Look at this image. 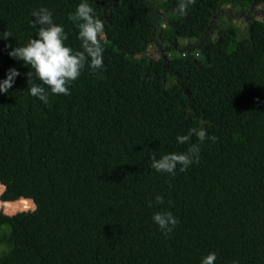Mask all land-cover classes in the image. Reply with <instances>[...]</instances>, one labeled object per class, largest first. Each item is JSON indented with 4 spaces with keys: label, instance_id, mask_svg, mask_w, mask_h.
Segmentation results:
<instances>
[{
    "label": "trees",
    "instance_id": "16d2710c",
    "mask_svg": "<svg viewBox=\"0 0 264 264\" xmlns=\"http://www.w3.org/2000/svg\"><path fill=\"white\" fill-rule=\"evenodd\" d=\"M78 2L0 0V34L12 36L0 40V78L20 73L0 94V264H200L208 252L215 264H264V14L242 38L231 23L204 38L223 6L264 0H90L103 66L85 64L67 95L42 102L5 45L34 35L30 14L43 6L79 49L67 18ZM154 37L179 57L147 53ZM193 127L215 141L178 144ZM191 143L199 160L184 171L149 167ZM21 198L35 210L2 211L29 209L10 203ZM161 208L178 219L167 234L151 220Z\"/></svg>",
    "mask_w": 264,
    "mask_h": 264
},
{
    "label": "clouds",
    "instance_id": "9594fccd",
    "mask_svg": "<svg viewBox=\"0 0 264 264\" xmlns=\"http://www.w3.org/2000/svg\"><path fill=\"white\" fill-rule=\"evenodd\" d=\"M185 7L184 2L178 5L181 14ZM30 17L32 19L29 20V25L34 30V35L29 36L26 43L5 45L8 49L7 55L14 60L22 61L29 69L25 73L29 95L46 103L49 94L67 95L68 85L79 77L85 64L91 71L102 68L104 49L99 37L103 34L104 21L95 15L90 0H79L74 10L67 14L68 20L78 29L79 49H73L65 43L68 33L64 30V25L54 22L50 9L41 6L32 10ZM8 37H12L8 31L0 34V40H6ZM19 75L18 69L8 68L4 77L0 78V94L8 93ZM191 135L200 143L206 138L210 141L216 139L215 136L206 137L204 127H193L188 129L187 134H177L176 142L185 143L189 141ZM199 152V145L191 143L184 152H164L158 158L155 155L150 156L149 167L156 172L174 176L177 169L182 172L190 164L198 162ZM154 200L157 205L164 204V197L161 194H156ZM149 206H152L151 202ZM151 220L163 234L170 233L178 223L177 217L167 208L154 211ZM215 261L216 253L208 252L201 257L200 264H215ZM232 264L238 262L232 261Z\"/></svg>",
    "mask_w": 264,
    "mask_h": 264
},
{
    "label": "rangeland",
    "instance_id": "374dc122",
    "mask_svg": "<svg viewBox=\"0 0 264 264\" xmlns=\"http://www.w3.org/2000/svg\"><path fill=\"white\" fill-rule=\"evenodd\" d=\"M161 0H150L153 6H156ZM264 14V7L262 5H254L250 8V10H243L241 7L231 8L230 6H223L218 15L213 20V25L209 32L204 35V38H214L217 30H220L221 23L224 26H230V23L233 25L235 29L238 30V35L240 38L244 36L245 30L249 22L252 19H262ZM159 20L165 17L164 14H160L159 12L156 14ZM160 22V21H159ZM163 27V24H160V28ZM245 27V28H244ZM189 42H184L186 45ZM195 51V49H193ZM154 56L167 55L170 58H177L179 54L176 51H171L165 44H163L158 37H154L153 41L150 44L148 52ZM168 86L174 84L173 79H169ZM3 211V210H2ZM12 213V212H9ZM18 213V212H17ZM15 214V213H13Z\"/></svg>",
    "mask_w": 264,
    "mask_h": 264
},
{
    "label": "crops",
    "instance_id": "0c3cea01",
    "mask_svg": "<svg viewBox=\"0 0 264 264\" xmlns=\"http://www.w3.org/2000/svg\"><path fill=\"white\" fill-rule=\"evenodd\" d=\"M4 189H5L4 185L0 184V195L3 193ZM23 200H26V201L31 202V205H30L29 209H23L22 207H17V209H16L15 211H12V213H9V212L6 211L5 207H3V208H2L3 212H4L5 214H8V215H13V213H17V212H22V211H33V210H35L36 205H35L34 201L31 200V199H24V198H21V199H19V200H17V201L10 202V203H19V202H22ZM2 203H7V202H2Z\"/></svg>",
    "mask_w": 264,
    "mask_h": 264
},
{
    "label": "water",
    "instance_id": "95a60500",
    "mask_svg": "<svg viewBox=\"0 0 264 264\" xmlns=\"http://www.w3.org/2000/svg\"><path fill=\"white\" fill-rule=\"evenodd\" d=\"M120 0H116V2L118 3Z\"/></svg>",
    "mask_w": 264,
    "mask_h": 264
},
{
    "label": "flooded vegetation",
    "instance_id": "af4514ba",
    "mask_svg": "<svg viewBox=\"0 0 264 264\" xmlns=\"http://www.w3.org/2000/svg\"><path fill=\"white\" fill-rule=\"evenodd\" d=\"M215 17H216V16H215ZM215 17H214V18H215ZM213 20H214V19H213Z\"/></svg>",
    "mask_w": 264,
    "mask_h": 264
}]
</instances>
